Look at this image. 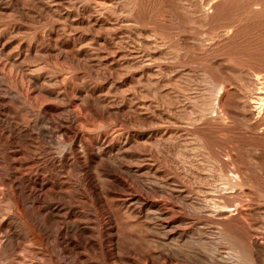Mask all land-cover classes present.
I'll return each mask as SVG.
<instances>
[{
    "label": "rangeland",
    "instance_id": "1",
    "mask_svg": "<svg viewBox=\"0 0 264 264\" xmlns=\"http://www.w3.org/2000/svg\"><path fill=\"white\" fill-rule=\"evenodd\" d=\"M0 264H264V0H0Z\"/></svg>",
    "mask_w": 264,
    "mask_h": 264
}]
</instances>
